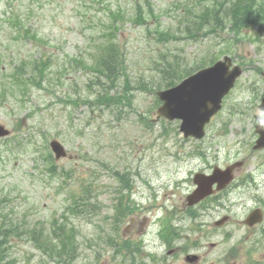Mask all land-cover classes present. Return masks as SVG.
<instances>
[{
    "label": "rangeland",
    "instance_id": "1",
    "mask_svg": "<svg viewBox=\"0 0 264 264\" xmlns=\"http://www.w3.org/2000/svg\"><path fill=\"white\" fill-rule=\"evenodd\" d=\"M150 2L154 14L145 11V21L137 23L134 0H0V124L11 132L0 138V207L21 230L8 237L0 264H55L24 231L50 227L71 197L83 193L86 212L69 214L77 252L60 264H132L109 240L119 244L121 235L140 231L154 258H144L146 264H184L187 250L206 252L195 264H264V216L255 226L243 224L252 209L264 213V149H252L254 115L260 111L251 104L252 91L264 90V20L235 32L223 14L228 0ZM207 6L218 11L224 28L191 24L187 9L200 13ZM108 9L124 13L113 37L120 67L114 85L88 66L109 37ZM215 53L244 69L204 137H184L178 120L151 121L160 104V70L177 71ZM12 72L33 73L35 79L24 89ZM125 78V102H94L101 89L122 92ZM52 138L72 156L55 162V172L41 157ZM236 160H244L236 179H249L231 188L222 206H195L189 217L185 196L194 188L192 175ZM119 201L131 210L113 226ZM223 214L229 219L215 227ZM166 223L176 237L169 244L158 238ZM174 246L180 250L171 256Z\"/></svg>",
    "mask_w": 264,
    "mask_h": 264
},
{
    "label": "trees",
    "instance_id": "2",
    "mask_svg": "<svg viewBox=\"0 0 264 264\" xmlns=\"http://www.w3.org/2000/svg\"><path fill=\"white\" fill-rule=\"evenodd\" d=\"M231 4L228 10H225L224 15L228 16L232 21V27H235L239 30L242 27L246 26H255L264 20V0H230ZM192 16L193 24L198 23L200 27L204 26H218V23H221V19L218 15V11H211V9H204V12L197 15L193 11L188 12ZM139 15H141L139 13ZM123 17V15H113L111 17L110 31L108 33L109 37L106 41V44L101 47L100 53L93 59V63L90 66L91 70L98 77H103L105 81L109 82L110 85L115 84V80L119 76V53L115 42L113 41V36L115 31L118 29L117 22ZM212 21L214 23H212ZM257 24L254 25V23ZM214 58V57H213ZM213 58L209 56L199 59L198 62L187 66L184 65L183 69L177 71H167L166 69H161V84L164 87L171 86L175 84L176 81H179L184 76L192 73L196 69L205 66L213 61ZM39 62H36L38 65ZM14 80L21 84L25 82L21 77V74L15 73ZM33 75L30 74L26 78V81L29 80ZM123 91H117L113 94L110 93L108 88L101 89L102 93L98 94L94 98V102L97 105L109 106L112 104H121L120 102L128 99L130 84L127 78L124 79ZM129 93V94H128ZM45 159L50 165L49 168L53 169L55 167L53 163V158L49 152L45 153ZM123 213L124 209L121 207ZM188 212L190 215H193L194 212L189 208ZM64 221H59L55 223L53 228L49 232L40 231H30L29 234L32 238L34 244L38 248H42L43 251H51L56 253H63L66 255V258H69L71 253L75 249V243L72 239V232L74 229L67 226V212H64L62 215ZM9 228L3 224V221L0 222V233L4 234ZM0 234V256L3 255L5 249L4 244L6 243V237ZM51 255V254H50Z\"/></svg>",
    "mask_w": 264,
    "mask_h": 264
},
{
    "label": "water",
    "instance_id": "3",
    "mask_svg": "<svg viewBox=\"0 0 264 264\" xmlns=\"http://www.w3.org/2000/svg\"><path fill=\"white\" fill-rule=\"evenodd\" d=\"M230 65L231 59L224 56L222 60L196 71L177 85L158 91L157 95L163 101L157 109L158 116L180 119L179 128L185 137L189 135L201 137L204 133V124L220 108L222 97L229 91L236 77L241 73L239 66L229 69ZM260 107L264 110V100ZM258 120L256 130L259 137L256 140L255 148L264 147V117L258 118ZM6 133L0 126V135ZM51 146L55 150L56 157L64 154L63 148L57 141H51ZM230 172L231 167L226 170L215 169L209 176L197 173L194 176V181L199 187L192 195L188 196L189 203L210 193V186L215 181L221 183L217 189L221 188L230 180ZM259 219V212L253 211L246 222L252 224Z\"/></svg>",
    "mask_w": 264,
    "mask_h": 264
},
{
    "label": "flooded vegetation",
    "instance_id": "4",
    "mask_svg": "<svg viewBox=\"0 0 264 264\" xmlns=\"http://www.w3.org/2000/svg\"><path fill=\"white\" fill-rule=\"evenodd\" d=\"M134 224V220L133 219H131V225L130 226H132ZM131 232V229H129L128 227H127V229H126V233L127 234H129ZM122 245L125 247V250L128 252V250L130 249V248H134V247H136L140 242H139V240L137 239V236H133V237H129L128 235H124L123 237H122ZM178 251L179 249L178 248H173L172 249V251ZM171 252V251H170Z\"/></svg>",
    "mask_w": 264,
    "mask_h": 264
}]
</instances>
